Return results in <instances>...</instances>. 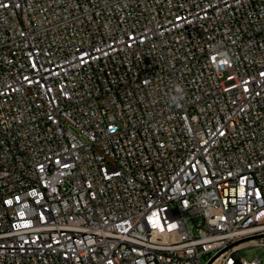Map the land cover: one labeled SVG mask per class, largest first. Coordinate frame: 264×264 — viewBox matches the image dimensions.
<instances>
[{
	"label": "built area",
	"instance_id": "1",
	"mask_svg": "<svg viewBox=\"0 0 264 264\" xmlns=\"http://www.w3.org/2000/svg\"><path fill=\"white\" fill-rule=\"evenodd\" d=\"M253 246L264 0H0V264H262Z\"/></svg>",
	"mask_w": 264,
	"mask_h": 264
},
{
	"label": "rangeland",
	"instance_id": "2",
	"mask_svg": "<svg viewBox=\"0 0 264 264\" xmlns=\"http://www.w3.org/2000/svg\"><path fill=\"white\" fill-rule=\"evenodd\" d=\"M239 255L248 261H251L254 257L259 256L263 260L262 264H264V246H253L250 248H244L240 250Z\"/></svg>",
	"mask_w": 264,
	"mask_h": 264
},
{
	"label": "clouds",
	"instance_id": "3",
	"mask_svg": "<svg viewBox=\"0 0 264 264\" xmlns=\"http://www.w3.org/2000/svg\"><path fill=\"white\" fill-rule=\"evenodd\" d=\"M175 95L171 96V102L174 104H178L180 102V100L182 99V89L177 86L175 88Z\"/></svg>",
	"mask_w": 264,
	"mask_h": 264
}]
</instances>
